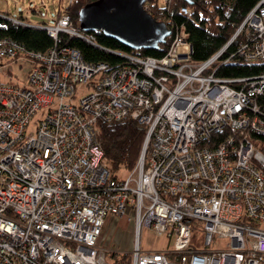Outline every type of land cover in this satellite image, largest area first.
Returning <instances> with one entry per match:
<instances>
[{
  "label": "built area",
  "instance_id": "2783aa9c",
  "mask_svg": "<svg viewBox=\"0 0 264 264\" xmlns=\"http://www.w3.org/2000/svg\"><path fill=\"white\" fill-rule=\"evenodd\" d=\"M9 23L22 21L0 13V69L30 72L27 84L0 81V264H109L97 240L106 217L125 215L128 264H264V156L250 137H264V72L217 76L236 60L264 64V0L199 64L173 22L166 55L115 52L116 65L58 47L64 33L95 43L67 15L42 25L55 42L43 53L5 37ZM122 119L145 136L134 169L116 178L98 124ZM142 228L164 247L142 249Z\"/></svg>",
  "mask_w": 264,
  "mask_h": 264
},
{
  "label": "trees",
  "instance_id": "16d2710c",
  "mask_svg": "<svg viewBox=\"0 0 264 264\" xmlns=\"http://www.w3.org/2000/svg\"><path fill=\"white\" fill-rule=\"evenodd\" d=\"M96 0H69V5L62 13L54 18L67 15L73 25L83 32L78 25L79 12L84 6L94 3ZM260 0H194L193 6H188L183 0H172L168 6L160 0H147L144 9L151 14L156 21H164L170 28V22L179 27L184 26L188 33L192 52V62L201 63L216 54L234 35L238 25L243 21L249 11L254 9ZM186 6L191 10L189 18L180 14V8ZM6 15V14H5ZM7 16V15H6ZM22 21V19H21ZM9 29L3 32L7 38L22 43L26 49L35 52H46L55 42L48 37L42 26H28L22 22L20 25L9 23ZM85 33V32H83ZM91 33L95 37V43H89L79 37H71L67 34L59 35L58 47H71L77 49L82 58L89 63H107L116 65L122 62L120 56L114 52L139 57L162 58L166 55L171 37L159 44L141 50H129L124 45L117 43L112 38H107L99 32ZM85 33V34H86ZM171 36V35H170ZM264 72V64H244L240 60L230 62L218 70L217 76L240 78ZM99 141L107 159V168L112 177L123 178L126 173L132 171L140 155L145 136L144 128L135 120L122 119L112 123L98 124ZM224 133H228L225 130ZM216 136V135H215ZM253 145L264 156V137L250 134ZM264 174V166L261 167ZM115 256V255H113ZM129 255L118 254L114 264H128Z\"/></svg>",
  "mask_w": 264,
  "mask_h": 264
},
{
  "label": "rangeland",
  "instance_id": "374dc122",
  "mask_svg": "<svg viewBox=\"0 0 264 264\" xmlns=\"http://www.w3.org/2000/svg\"><path fill=\"white\" fill-rule=\"evenodd\" d=\"M160 1L163 3V0ZM68 3L69 0H0V13L6 14L8 18L22 19V22L28 26H52L54 18L58 13L63 12ZM2 63L5 66L0 69V81H14L20 85L28 83L29 66L20 67L19 62L2 61ZM46 113L47 109L39 111L30 123V129H35L37 120L45 118ZM133 228V221L129 220L128 215L121 218L110 216L105 218L97 244L108 252L107 263L114 264V259L120 252L121 254L131 252L135 242ZM140 240L141 248L148 251L160 250L166 244V239L156 237L152 230L146 228H142ZM223 245L225 242L216 246Z\"/></svg>",
  "mask_w": 264,
  "mask_h": 264
},
{
  "label": "water",
  "instance_id": "95a60500",
  "mask_svg": "<svg viewBox=\"0 0 264 264\" xmlns=\"http://www.w3.org/2000/svg\"><path fill=\"white\" fill-rule=\"evenodd\" d=\"M147 0H96L79 12L83 32H99L129 50H141L170 37L164 21H156L144 9ZM193 6L194 0H183Z\"/></svg>",
  "mask_w": 264,
  "mask_h": 264
},
{
  "label": "crops",
  "instance_id": "0c3cea01",
  "mask_svg": "<svg viewBox=\"0 0 264 264\" xmlns=\"http://www.w3.org/2000/svg\"><path fill=\"white\" fill-rule=\"evenodd\" d=\"M121 253V252H120Z\"/></svg>",
  "mask_w": 264,
  "mask_h": 264
}]
</instances>
